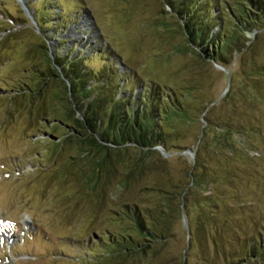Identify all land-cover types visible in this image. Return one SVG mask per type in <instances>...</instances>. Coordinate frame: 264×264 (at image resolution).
<instances>
[{
    "label": "rangeland",
    "instance_id": "374dc122",
    "mask_svg": "<svg viewBox=\"0 0 264 264\" xmlns=\"http://www.w3.org/2000/svg\"><path fill=\"white\" fill-rule=\"evenodd\" d=\"M20 1L0 0V264H101L107 252L100 245L104 233L119 230L111 219L112 211H119L124 204L151 206L155 193L149 188L154 179L168 183L171 173L178 180L176 171L195 159L196 145L192 143L198 129L225 124L231 120L229 116L244 123L249 118L248 141L233 143L237 155L244 158H223V147L209 138L212 133L207 138L210 152L204 157L220 181L212 185L217 188L220 211L233 209L231 213L237 214L245 235L235 241V215L224 219L225 212L218 219L224 232L221 242L233 256L242 252V242L248 240L249 258L241 264H264V105L251 102L256 93L264 98V79H248L245 74L251 67L238 58L228 67L217 63L204 66L198 57L204 55L201 48L189 43L181 19L166 0ZM36 19L44 27H39ZM61 21L64 26L58 25ZM263 36L255 46L262 63ZM57 37L63 43L59 44ZM248 37L253 39L250 34ZM79 39L84 44L73 54L89 43L100 51L108 50L121 69H129L146 85L190 88L193 76L201 80L200 90L186 91L189 119L180 125L183 139L175 143L188 147L166 152L158 146L159 156L145 157L134 147L122 149V162L113 164L111 177L101 174L96 186L88 188L85 181L91 177L93 163L79 154L75 144L61 145L69 130L54 123L45 125L42 118L51 121L50 115H29L27 104L10 99L11 89L35 76L33 64L41 67L44 54L53 62L55 51L65 55ZM89 50L86 47L83 54L88 56ZM90 63L98 68L101 60L93 58ZM230 71L234 74L233 95L224 102ZM58 84L51 88L58 89ZM208 99L214 103L206 104ZM257 129L260 133L254 131ZM140 157L148 167L137 178H126L125 186L120 181L125 179L123 173L129 175L131 168L141 163ZM222 179L232 181L233 188L221 183ZM194 194L182 207L179 235L159 246L163 264H223L218 255L205 257L194 237L200 193ZM208 231L206 228L205 234ZM205 244L211 253V244Z\"/></svg>",
    "mask_w": 264,
    "mask_h": 264
},
{
    "label": "trees",
    "instance_id": "16d2710c",
    "mask_svg": "<svg viewBox=\"0 0 264 264\" xmlns=\"http://www.w3.org/2000/svg\"><path fill=\"white\" fill-rule=\"evenodd\" d=\"M166 2L181 19L180 26L189 43L201 48L204 55L198 54V57L204 66L209 67L211 63H217L228 67L238 58L244 65L251 67L245 74L248 79H264V63L259 61L261 59L255 50L256 42L264 34V0ZM36 20L39 27H44L38 19ZM64 24L65 22L61 21L58 25ZM248 34L252 35L253 39L249 38ZM57 38L59 44L63 43L62 39ZM82 44V39L77 40L65 55L55 51V64L44 54L41 67L32 65L31 72L35 76L29 82H23L11 89L10 99L17 98L20 103L27 104L29 115L33 114L39 118L50 115L51 121L42 118L45 125L54 123L69 130L61 145L75 144L79 154L86 156L93 163L91 177L85 181L88 188L93 189L96 186L101 174H104L106 179L111 177L113 164L122 162V154L119 153L122 149L134 147L142 153L141 157H145L152 154L159 156L156 149L158 146L166 152L188 147L175 143L183 139L180 125L189 119L188 102L184 98L186 91L200 90L201 80H196V76H193L190 88L179 85L168 88L157 84L146 85L137 80L129 69H121L119 64L111 59L112 54L108 50L100 51L89 43L85 46V49L90 48L88 56L83 54L85 49L77 50L73 54L77 46ZM93 58L101 60L98 68L91 66L90 61ZM57 69L61 71L62 77ZM228 79L229 90L222 98L224 102H228L233 95L234 74L231 71ZM51 84H58L59 88L52 89ZM247 100L249 103V94ZM251 102L264 105V98L256 93ZM212 103L213 99L206 101V104ZM206 107L207 105L202 106V109L205 110ZM228 118L231 120L220 126L213 127L209 124L211 128L206 126L198 129L197 138L192 143L196 145L195 159L192 165L176 171L178 180H174L171 173L168 183L154 179V185L149 188L155 193L151 206L124 204L119 211H112L111 219L118 225L119 230L104 233L105 238L100 245L107 252L101 264H133L136 261L137 264H163L165 259L160 254L159 246L179 235L177 227L182 207L186 198L196 195L194 193H200L197 199L200 216L195 233L192 227L190 228L202 254L205 257L210 254L218 255L223 264H235L232 258H237L239 262L236 264H241L249 258L248 240L242 242V252L233 256L227 254L225 242H221L224 240V232L218 226V219L226 211L221 212L217 205V188L212 185L220 181L213 168L208 167L209 162L204 157L205 152H210L207 138L212 133L209 138L223 147V158H244L237 155L238 151L233 143L238 139L245 143L248 141L249 118L244 120L245 123L237 122L236 116ZM254 131L260 133L258 129ZM240 145L246 147V144ZM212 150L216 156L217 151ZM247 159L249 161V155ZM143 160L131 168L129 175L123 173L125 179L120 180L122 184L128 185L126 178L135 175L137 178L143 173L148 167L147 162ZM160 160L167 162L161 156ZM159 168L160 166H157V170ZM221 183L233 188L232 181L226 183L222 179ZM208 192L209 194H206ZM232 211L233 209H229L223 218L235 215L232 225L238 231L235 241H239L245 233L237 221V214L231 213ZM206 228L209 231L205 234ZM205 241L211 244V253L208 252Z\"/></svg>",
    "mask_w": 264,
    "mask_h": 264
},
{
    "label": "water",
    "instance_id": "95a60500",
    "mask_svg": "<svg viewBox=\"0 0 264 264\" xmlns=\"http://www.w3.org/2000/svg\"><path fill=\"white\" fill-rule=\"evenodd\" d=\"M20 1V0H19ZM20 3L22 4V6H23V8L25 9V7H26V4L24 3H22L21 1H20ZM26 10V9H25ZM53 63H54V60H53ZM55 64V63H54ZM59 70V69H58ZM59 73L61 74V76H62V73H61V71L59 70ZM188 152H191V149H188ZM193 154V153H192ZM189 238H190V235H189V237H188V240H189Z\"/></svg>",
    "mask_w": 264,
    "mask_h": 264
}]
</instances>
